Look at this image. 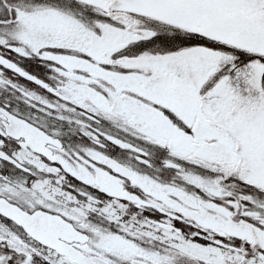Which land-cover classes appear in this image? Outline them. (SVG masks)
<instances>
[{
	"label": "snow or ice",
	"instance_id": "1",
	"mask_svg": "<svg viewBox=\"0 0 264 264\" xmlns=\"http://www.w3.org/2000/svg\"><path fill=\"white\" fill-rule=\"evenodd\" d=\"M0 264H264V0H0Z\"/></svg>",
	"mask_w": 264,
	"mask_h": 264
}]
</instances>
